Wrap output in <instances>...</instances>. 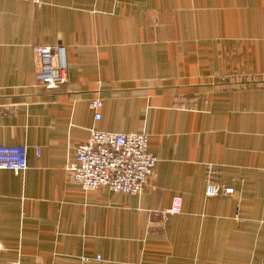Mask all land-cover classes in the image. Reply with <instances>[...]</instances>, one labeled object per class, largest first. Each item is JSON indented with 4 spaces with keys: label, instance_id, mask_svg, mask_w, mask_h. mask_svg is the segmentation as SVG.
Here are the masks:
<instances>
[{
    "label": "crops",
    "instance_id": "obj_1",
    "mask_svg": "<svg viewBox=\"0 0 264 264\" xmlns=\"http://www.w3.org/2000/svg\"><path fill=\"white\" fill-rule=\"evenodd\" d=\"M37 43L66 45L56 87ZM90 127L149 133L141 193L69 176ZM0 143L28 161L0 168V264H264V0H0Z\"/></svg>",
    "mask_w": 264,
    "mask_h": 264
},
{
    "label": "built area",
    "instance_id": "obj_2",
    "mask_svg": "<svg viewBox=\"0 0 264 264\" xmlns=\"http://www.w3.org/2000/svg\"><path fill=\"white\" fill-rule=\"evenodd\" d=\"M33 1L41 4V0ZM33 50L38 62L36 76L41 83L56 87L66 80L68 61L64 43H37L33 45ZM101 105L102 99L98 96L89 100L95 119L100 116ZM157 160L158 156L149 150V133L146 130L118 131L90 127L87 140L75 145L73 156L67 159L65 168L86 191L107 186L114 191L137 194L145 188ZM27 166L25 144L0 143V168L23 171ZM222 191L233 192L234 187L222 189L210 166L206 176V193L217 195ZM181 206V195H175L172 205L164 213L178 212ZM96 258L99 259V255ZM9 264H19V261Z\"/></svg>",
    "mask_w": 264,
    "mask_h": 264
}]
</instances>
